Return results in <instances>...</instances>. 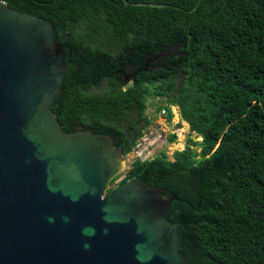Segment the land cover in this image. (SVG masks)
<instances>
[{
    "label": "trees",
    "instance_id": "16d2710c",
    "mask_svg": "<svg viewBox=\"0 0 264 264\" xmlns=\"http://www.w3.org/2000/svg\"><path fill=\"white\" fill-rule=\"evenodd\" d=\"M4 1L51 19L65 46L51 105L65 132L109 133L124 155L151 122V95L168 121L175 105L201 137H187L172 159L161 150L132 164L141 180L185 199L165 217L178 222L190 263L264 264V0ZM104 79L106 91L86 92Z\"/></svg>",
    "mask_w": 264,
    "mask_h": 264
},
{
    "label": "water",
    "instance_id": "95a60500",
    "mask_svg": "<svg viewBox=\"0 0 264 264\" xmlns=\"http://www.w3.org/2000/svg\"><path fill=\"white\" fill-rule=\"evenodd\" d=\"M64 47L51 19L0 0V264H191L165 217L185 199L139 168L114 179L123 153L113 136L58 123Z\"/></svg>",
    "mask_w": 264,
    "mask_h": 264
},
{
    "label": "rangeland",
    "instance_id": "374dc122",
    "mask_svg": "<svg viewBox=\"0 0 264 264\" xmlns=\"http://www.w3.org/2000/svg\"><path fill=\"white\" fill-rule=\"evenodd\" d=\"M174 50V49H173ZM172 50V51H173ZM175 51V50H174ZM128 84V83H127ZM108 84L106 79L100 85H93L89 87L86 92L89 93H102L106 91ZM161 97L147 96L146 113L150 117L151 122L145 127V133L149 136L151 144L143 143V152L140 153L142 146L133 148L123 155V165L116 180L120 179L123 173L131 167L135 159L152 158L159 154L162 150L166 153L169 159H172L174 150H181L186 145L187 137H192L194 140H200L201 137L195 132L189 130L188 124L180 117L178 107L170 105L172 117L168 121L163 110L158 109ZM170 133L175 134V140L169 141L168 136ZM199 150L198 145L194 146Z\"/></svg>",
    "mask_w": 264,
    "mask_h": 264
},
{
    "label": "flooded vegetation",
    "instance_id": "af4514ba",
    "mask_svg": "<svg viewBox=\"0 0 264 264\" xmlns=\"http://www.w3.org/2000/svg\"><path fill=\"white\" fill-rule=\"evenodd\" d=\"M146 60H147V62H146V64H145V67H147L148 65H151L150 63H151V61H150V59H148V55H146ZM125 81H126V83H128V84H130V83H133V76H130V77H126L125 78ZM133 164V163H132ZM136 168H139V170H138V172L136 173V176H137V174L140 172V170H141V166H138V167H133L132 165H131V167H129L124 173H123V175L122 176H125V175H127V174H129L131 171H133L134 169H136ZM119 176V175H118ZM117 176V177H118ZM116 177V178H117ZM115 178V179H116Z\"/></svg>",
    "mask_w": 264,
    "mask_h": 264
},
{
    "label": "built area",
    "instance_id": "2783aa9c",
    "mask_svg": "<svg viewBox=\"0 0 264 264\" xmlns=\"http://www.w3.org/2000/svg\"><path fill=\"white\" fill-rule=\"evenodd\" d=\"M145 142L148 144H151L149 136L145 133V128H144L142 135L138 137V139L134 145L136 147L142 146L140 153L143 152V143H145ZM144 159H148V158H144ZM144 159H141V160H144Z\"/></svg>",
    "mask_w": 264,
    "mask_h": 264
}]
</instances>
